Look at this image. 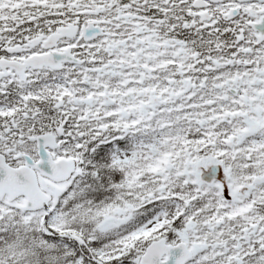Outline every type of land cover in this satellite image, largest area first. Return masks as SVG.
Wrapping results in <instances>:
<instances>
[{
    "label": "snow or ice",
    "instance_id": "obj_1",
    "mask_svg": "<svg viewBox=\"0 0 264 264\" xmlns=\"http://www.w3.org/2000/svg\"><path fill=\"white\" fill-rule=\"evenodd\" d=\"M0 264H264V0H0Z\"/></svg>",
    "mask_w": 264,
    "mask_h": 264
}]
</instances>
